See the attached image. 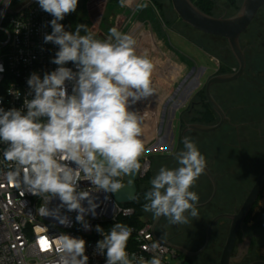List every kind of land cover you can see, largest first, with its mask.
Wrapping results in <instances>:
<instances>
[{
    "label": "clouds",
    "instance_id": "9594fccd",
    "mask_svg": "<svg viewBox=\"0 0 264 264\" xmlns=\"http://www.w3.org/2000/svg\"><path fill=\"white\" fill-rule=\"evenodd\" d=\"M5 2L10 4V0ZM78 2L36 0L53 17L52 32L44 36V42L58 46L51 61L57 68L42 78L35 72L29 76L32 98L24 99L22 109L0 107V143L6 145L3 160L11 168L8 180L43 201L39 208L43 216L51 214L47 205L58 198L60 206L76 211V221L90 230L85 215L95 216L98 205L92 192L80 188V182H89L96 192L116 193L123 187L121 177L140 171V159L146 153L144 117L133 106L155 93V64L137 52V42L130 34L116 27L104 39H98L86 24L66 31L59 21L75 12ZM119 2L124 7L127 0ZM137 7L147 8L148 3ZM69 62L76 71L66 67ZM66 82L72 83L71 94ZM9 94L19 96L12 90ZM174 158L178 167L162 166L151 179L143 209L154 218L165 217L170 224L182 225L189 217L199 216V196L191 189L207 162L188 137ZM67 222V217L61 218V223ZM95 230L103 237L96 249L105 256V264H162L157 255L151 259L129 255L127 244L133 229L128 225L115 223L107 234L99 225ZM60 239V250L68 257L64 264H87L83 239L69 235Z\"/></svg>",
    "mask_w": 264,
    "mask_h": 264
},
{
    "label": "built area",
    "instance_id": "2783aa9c",
    "mask_svg": "<svg viewBox=\"0 0 264 264\" xmlns=\"http://www.w3.org/2000/svg\"><path fill=\"white\" fill-rule=\"evenodd\" d=\"M26 2L20 4L10 0V4H7L5 0H0V64L4 68V71L0 72V107L5 110L22 109L24 99L32 98L27 85V79L32 73H38L42 78L45 72L50 73L57 68L51 61L58 51V46L44 42V36L52 32L50 21L53 17L44 12L36 1L22 8ZM138 2L139 0H136L134 4ZM59 23L63 24V20ZM66 67L77 70L71 62ZM182 77L176 84L180 87L190 85L194 80V77L188 76V72ZM66 86L71 94L72 83L66 82ZM10 90L19 93V96L9 94ZM173 92L174 90L171 94ZM171 94L164 101L165 110L161 113L159 126L143 124L145 132L152 133L155 130L149 139L150 146L155 144L152 151L155 153H166L169 150L166 130L160 138L158 133L162 127H166ZM136 104L133 106L135 111L138 109ZM147 108L152 111L150 104ZM4 147L6 145L0 143V264H64V259L68 257L60 250L62 235L86 242L87 264H105V256L99 254L96 249L97 242L103 238L102 234L95 230L96 225L101 226L107 234L119 218L133 216L134 207L118 203L111 193L102 190L96 192L89 182L81 181L80 188L92 192L94 202L98 205L95 216L91 212L85 215V220L91 225L90 230H85L83 225L76 221V211L61 207L58 198L52 199L47 205L51 214L43 216L39 212L43 201L38 196L18 189L8 180L7 174L11 168L3 160ZM147 151L140 159L145 173L149 165ZM83 204L88 206L87 201ZM63 217H67V223H61ZM139 220L141 223L138 225L128 224L133 229L127 244L129 255L143 256L145 259L157 255L160 256L162 264H171L170 259L176 257L177 252L155 238L150 221L142 217ZM153 244L158 247L153 248Z\"/></svg>",
    "mask_w": 264,
    "mask_h": 264
},
{
    "label": "rangeland",
    "instance_id": "374dc122",
    "mask_svg": "<svg viewBox=\"0 0 264 264\" xmlns=\"http://www.w3.org/2000/svg\"><path fill=\"white\" fill-rule=\"evenodd\" d=\"M241 1L242 0H235L236 5H232L228 0H212V15L224 17L230 16L238 10ZM142 2H147L148 7L139 9L137 5ZM74 14L76 23L74 24V27H76L77 24L88 25L89 30L94 32L98 39L106 38L108 30L112 27H116L123 33L130 34L131 30L137 26L138 31L136 33H139V31L143 32L140 35H136V33L130 35L137 42V52L149 56L155 64V71L152 79L158 82L157 85L160 90L155 89L154 93L155 96L158 97V100L164 97L163 99L165 101L166 97L174 90L176 84H178V82L183 78L182 76L188 72L189 64L194 62L197 65L212 67V62L208 59L203 50H205L210 57H213L216 46L215 38L204 35L182 22L174 12L170 0H139L136 4L129 6L126 5L124 7H121L120 3L115 5L112 4L111 0H86L84 2L79 0ZM253 28H255V25H253L252 29ZM147 32L153 34L152 36L154 38V42H142V36ZM253 38L258 48L257 51H253L252 55H254V57L252 59H255L256 62L260 61L264 64V50L261 51L262 48L260 47L264 44V35L259 32L257 35L253 36ZM166 61L168 63L167 65ZM251 64L254 65L255 61L251 62ZM166 67L168 68L166 69ZM166 82L170 83L169 88L167 87ZM165 89H168L167 95H164ZM249 98L248 101L250 100ZM251 98L256 101V104H253L252 107L248 108V120H255L263 117L264 98L262 93L254 91ZM148 102L150 104L152 102L149 97L141 100V103L145 105V110L149 105ZM138 103L139 102L136 104L138 105L137 111L142 115L145 111L143 110L144 106L139 107ZM163 105L164 102L157 107V115H159L162 111L164 112L165 109H163ZM236 114H238L236 117H245L247 115V110H242ZM240 130L241 133H243L242 129ZM154 132L155 130L153 133ZM164 132L165 127H162V130L158 133L159 138L163 136L162 133ZM153 133H147L143 130L142 135L145 149L146 151L148 150L147 153H149L147 157L149 159V165L145 173V176L147 178L149 177V183L160 167L164 166L172 169L179 166L175 158L172 159L170 156H166L164 151H162L163 153L152 152L153 149H155V144L150 146L151 141H149V139L153 136ZM211 135H214V133ZM248 136L252 140L251 143H248L249 189L259 172V167L250 168V162L264 161V153H257L258 151L263 150L264 141H255L257 135L251 131L248 132ZM208 143L203 145L201 148L202 154L206 159L209 158L216 150L220 151V156H224L228 152L224 147H219L218 143L213 141ZM216 163L221 167L222 164L224 165L222 159ZM139 187L141 188L142 185H138V188ZM191 190L195 191L199 196L198 203L205 202L208 199L211 194V185L206 180L204 173L198 178L196 184ZM237 193L240 192H238V190L221 189L217 192L216 197L219 199L221 197L228 196L229 194L234 195ZM197 209L199 212V218L195 219L189 217V222L187 224L173 225L168 222L167 218L160 217L155 227V234L160 239L177 242L178 245L188 251H196L204 243L205 231L209 221L215 214H217L215 207H201ZM141 217L151 223L155 220L153 214L145 212L144 209L142 210ZM228 224L229 222L227 220H219L214 224L211 231L209 245L202 253L196 256H186L177 252V256L171 258L170 263L210 264L211 261H214L212 255L213 251L217 248V242L219 240L218 235L221 230L220 226H226V231L224 230L222 236L224 239L228 229ZM242 230L244 235L248 237V243L246 245L248 253L245 255L241 264H247L254 260H264V188L262 189L256 203L253 205L248 219H246L242 224Z\"/></svg>",
    "mask_w": 264,
    "mask_h": 264
},
{
    "label": "flooded vegetation",
    "instance_id": "af4514ba",
    "mask_svg": "<svg viewBox=\"0 0 264 264\" xmlns=\"http://www.w3.org/2000/svg\"><path fill=\"white\" fill-rule=\"evenodd\" d=\"M253 25H255V28L252 29ZM198 32L215 38L216 46L213 57H210L203 50L212 62V67L197 65L194 62L191 63L188 76L194 77L192 83L184 87L175 86L170 98L171 103L165 127L169 141V150L165 155L173 159L175 152L183 150L185 137H188L196 144L201 154L202 146L210 141L218 143L219 147H224L228 151L224 156H220V151L216 150L209 158H205L207 162L206 168L215 183V192L212 196L213 184L209 176L204 172L206 180L211 185V194L205 202L198 203L197 208L215 207V211H217L215 215L233 214L238 211L264 165V161L250 162V168L259 167V172L248 189V143L252 141L248 136V132L256 133L257 138L255 141H264V116L255 120H248V108L256 104V101L251 98L253 92H261L264 98V64L252 59L254 57L252 55L253 51H257L258 48L253 36L259 32L264 35V5L257 10L250 23L238 37L239 46L244 56V67L242 71L233 79L213 82L208 86V90L206 84L210 79L237 73L239 63L231 52L227 40L224 37L201 31ZM260 47L262 48L261 51L264 50V44ZM253 61H255L254 65L251 64ZM248 98L250 99L249 101ZM210 99L218 106L219 112L213 108ZM242 110H247V115L245 117H236L238 115L236 113ZM196 124L203 126L216 125L217 127L207 132L189 128L191 125ZM240 129H242L243 133H241ZM212 133L214 135H211ZM257 153H264V148ZM221 159L224 162L222 167L216 163L217 161H221ZM221 189L238 190L240 193L234 195L229 194L218 199L216 195ZM248 214L245 220L248 219ZM219 220H227L229 222L226 218ZM220 227L217 248L213 251L212 255L214 261H211L210 264H219L222 247L228 233L227 229L225 238L223 239L222 236L226 226L221 225ZM170 241L178 245L177 242ZM247 243L248 237L244 235L241 226L230 254V264H241L245 255L248 253L246 250Z\"/></svg>",
    "mask_w": 264,
    "mask_h": 264
},
{
    "label": "water",
    "instance_id": "95a60500",
    "mask_svg": "<svg viewBox=\"0 0 264 264\" xmlns=\"http://www.w3.org/2000/svg\"><path fill=\"white\" fill-rule=\"evenodd\" d=\"M36 0H28L22 8L28 7ZM171 6L180 20L193 29L197 31H201L207 34L221 36L227 40L228 46L237 59L239 63L238 72L224 76L221 78H212L207 82V90L208 86L213 82L219 80H230L235 78L244 67V56L240 49L238 37L239 34L247 27L250 23L257 10L264 5V0H242L238 10L226 17L221 16H213L201 11L198 7H196L191 0H170ZM210 102L213 108L219 112L218 106L210 99ZM217 126H203V125H191L189 128L196 131H211L215 129ZM183 132V131H182ZM141 169L139 172L128 174L122 177V185L123 187L116 193H111L113 199L121 204H131L136 200L137 196V181L144 175L145 171ZM206 175L209 176L210 180L213 184L212 196L215 192V183L212 177L210 176L207 168H205ZM264 187V165L258 174L256 180L252 184L251 188L248 191L247 196L245 197L243 203L239 207L238 211L233 214H218L211 218L209 221L206 231H205V240L203 245L197 249L196 251H188L185 248L175 245L170 241L160 239L155 234V227L160 218H155L152 223V231L155 234V238L166 244L170 248L174 249L178 253H182L186 256H196L202 253L210 239V234L214 223L221 219L226 218L229 220V228L228 233L222 247L221 256L219 260V264H230V254L237 236V233L242 226L247 214L250 212L252 206L254 205L256 199L258 198L260 192ZM248 264H264V260H254Z\"/></svg>",
    "mask_w": 264,
    "mask_h": 264
},
{
    "label": "trees",
    "instance_id": "16d2710c",
    "mask_svg": "<svg viewBox=\"0 0 264 264\" xmlns=\"http://www.w3.org/2000/svg\"><path fill=\"white\" fill-rule=\"evenodd\" d=\"M26 1L27 0H15V2H18L20 4L24 3ZM82 1L84 2L86 0H82ZM228 1H229L230 4L236 5L235 0H228ZM191 2L196 7H198L201 11L212 15V6H213L212 0H191ZM111 3L115 5V4L120 3V2H119V0H111ZM74 24H76L75 23V14H74V12H72V13H70V14L65 16V18L63 19V25H64L66 31L74 32V28H75ZM120 179H121V183H122V178H120ZM138 185L139 186L142 185V187L138 188ZM150 188H151V185L149 183V177L147 178L144 175L142 178H140L137 181V196H136V200L133 203L128 204V205L134 207L135 214L133 216H131V217H128V218H119L116 221V223H123V224H126V225H128V224L138 225L139 223H141L139 218L141 217V214H142L143 205L146 203V201L144 200V193L147 192L148 190H150ZM248 216H249V214H248Z\"/></svg>",
    "mask_w": 264,
    "mask_h": 264
},
{
    "label": "crops",
    "instance_id": "0c3cea01",
    "mask_svg": "<svg viewBox=\"0 0 264 264\" xmlns=\"http://www.w3.org/2000/svg\"><path fill=\"white\" fill-rule=\"evenodd\" d=\"M136 0H132V2L130 3V4H128V5H133L134 4V2H135ZM127 4V3H126ZM138 27L137 26H135V28H133L132 30H131V32H130V34L131 35H133L134 33H136L137 31H138V29H137ZM143 32L142 31H139V33H136V35H140V34H142ZM153 34L152 33H150V32H147V33H144V35L142 36V42L143 43H148V42H154V38H153V36H152ZM149 40H151V41H149ZM179 58H180V56H179ZM168 63H167V61H166V65H167ZM165 65V66H166ZM185 65H188V64H185ZM188 66H190V64L188 65ZM168 67H166V69H167ZM152 81H153V87H154V89H156V90H160V89H158L159 87H158V82H156V81H154V79H152ZM166 84H167V87L169 88V86H170V83L169 82H166ZM156 86V87H155ZM167 93H168V89H165L164 90V95L166 94L167 95ZM162 97V96H161ZM160 97V98H161ZM150 99H151V104L150 105H153L152 106V111H149V109L147 108L146 110H145V105L144 104H142L141 102H140V105H139V107H141V106H144V108H143V110H145L144 112H143V117H144V120H143V124L144 125H147V123H149L150 125H154V126H159V124L161 123V113L159 114V115H157V107L158 106H160L161 105V103L162 102H164V97H162L160 100H158V97L157 96H155V94H153L152 96H150L149 97ZM153 98H155V99H153ZM149 108H151V107H149ZM149 111V113H147L146 111ZM155 116H154V115ZM151 118H152V120H151ZM153 133V132H152ZM142 158V157H141Z\"/></svg>",
    "mask_w": 264,
    "mask_h": 264
},
{
    "label": "bare ground",
    "instance_id": "6f19581e",
    "mask_svg": "<svg viewBox=\"0 0 264 264\" xmlns=\"http://www.w3.org/2000/svg\"><path fill=\"white\" fill-rule=\"evenodd\" d=\"M132 2V0H127V4H130Z\"/></svg>",
    "mask_w": 264,
    "mask_h": 264
}]
</instances>
